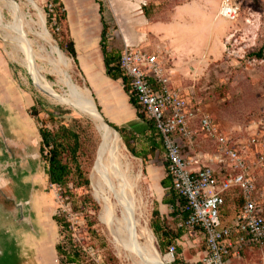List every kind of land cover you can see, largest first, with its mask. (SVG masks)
<instances>
[{
    "label": "rangeland",
    "instance_id": "obj_1",
    "mask_svg": "<svg viewBox=\"0 0 264 264\" xmlns=\"http://www.w3.org/2000/svg\"><path fill=\"white\" fill-rule=\"evenodd\" d=\"M14 1L18 2L23 20L28 21L30 17L35 19V10L26 0ZM30 1H35L39 6L44 15L45 27L53 43L68 58L67 72L69 71L71 80L83 90L88 91L94 103L102 108L101 111L106 118L110 116L113 122L118 123L124 118V124L137 128L141 123L133 114V108H130L127 113L123 107L128 103L122 89L116 87V84L108 87L111 90L110 95L115 100L111 102L113 105L98 97L100 96L99 89H95V92L91 94L78 73L76 63L64 49L67 39L61 28L62 22L59 20L60 30H55L51 26L52 20L47 13V0ZM95 1L102 5V15L106 22L105 29L111 32L110 42L115 43V50L119 52L122 40L119 38L121 34L117 27V15L113 11L112 0ZM144 1L149 3V0ZM155 1L157 8L152 14L153 20L165 19L173 6L185 2V0ZM84 2L91 6L94 4V0H84ZM203 2L206 33L210 27L219 28L218 25L222 22L225 23V28H222L225 33L219 40L206 37L205 54L197 59L200 60L199 65L192 66L184 72H170L169 69L174 67L171 57L164 50L158 52H162L160 58L165 59L164 66L167 76L174 79L173 85L193 89L194 97L200 100L201 109L222 126L232 141L242 146L248 170L254 178L259 203L264 207V148L251 142L252 138L259 141L264 139V0H230L236 9L232 20L222 17L220 11L222 0H203ZM5 3V0H0V62L8 66L19 90L7 87V93L11 97L10 101H0V145L4 142L6 148L11 149L8 152L14 161L10 174L11 180L5 185H0V264H58L54 246L60 239V231L52 215L58 212L63 213L72 222L74 230L83 224L82 215L70 209V204L61 198L58 187L48 184L44 164L38 154V127L50 111L56 113V118L62 123H70L74 117L80 119L82 123L84 134L81 161L89 178L87 192L98 205L96 227L101 235V242L104 244L103 246L98 244L95 251L98 253L104 250L110 251L116 257L115 264H148L118 245L113 234L111 235L107 226L100 220V202L95 195L91 179L93 163L102 144L97 122L89 114L51 99L45 91V84L38 79L32 69L22 63V58H30L31 49L40 53L35 56V63L40 73L57 92H66V87L59 81L54 64L48 60L54 58V55L51 56L47 50L40 52L39 47L42 42L31 32H28V38L32 45L30 48L27 47V37L21 33L19 27L17 28L11 11ZM62 11H64V6L59 5L61 20L65 15H62ZM132 14L138 15V10ZM210 17L211 19L216 17V19L211 21ZM11 25L14 26V30H11ZM24 28L27 31V25ZM31 28L37 30L34 24H31ZM2 34L8 35L2 36ZM151 42H154L156 47L160 43ZM20 46H22L21 51L18 49ZM45 47L48 49L47 45ZM182 64L184 63L178 62V65ZM170 81L168 79V84L172 86ZM30 99L32 104L28 106ZM32 107L35 110H32ZM56 107L64 112L58 114ZM113 108L116 111L120 109V114L110 113L109 110ZM98 111L102 115L100 110ZM104 116L102 115L103 118ZM45 125L51 127L52 123L47 121ZM118 135L124 157L122 165L128 166V178L134 184L136 198H140L142 221L148 225L153 235V244L160 256L164 258L165 249L159 248V239L151 228V222L162 221V224L171 229L174 234L177 233L178 227L169 216L173 215L172 208L160 202L161 196L166 192L158 180L161 171L153 165L155 161L148 162L147 159L143 161L132 155L121 135L119 133ZM197 139L201 142L196 148L210 146L214 149L207 139L201 136ZM152 168L154 170H151ZM239 207L240 191L233 188L225 194V205L222 212L228 217ZM154 211H157V214H154ZM198 236V232L195 235L186 232L184 241L177 245L180 253L178 264L190 263L198 258L199 252L203 249L201 244L197 245L201 241ZM259 255L258 250L252 252L250 258L253 264H259ZM99 257L101 256H97L96 259ZM99 264L103 263L99 261ZM165 264H172V262L166 259Z\"/></svg>",
    "mask_w": 264,
    "mask_h": 264
},
{
    "label": "built area",
    "instance_id": "obj_2",
    "mask_svg": "<svg viewBox=\"0 0 264 264\" xmlns=\"http://www.w3.org/2000/svg\"><path fill=\"white\" fill-rule=\"evenodd\" d=\"M225 5L228 8L222 17L232 20L236 9L230 0H222L220 7ZM46 8L51 26L60 30L52 4L48 2ZM160 54L123 42L118 66L127 79L129 93L136 99L138 112L153 121L160 136L165 171L170 177L166 190L172 189L184 200L179 210L186 215L178 218L176 225L185 232L200 233L204 241L198 258L186 264H232L247 249L260 251L259 264H264V207L259 203L242 146L232 141L208 113L189 108L184 91L168 84L165 59ZM199 136L214 146L204 163L186 159L182 153L185 147L197 144ZM251 142L264 148V139L252 138ZM211 163L227 169L226 173L218 176ZM233 188L240 191V207L224 222V195ZM180 241L176 239L166 246L169 262L174 261Z\"/></svg>",
    "mask_w": 264,
    "mask_h": 264
},
{
    "label": "crops",
    "instance_id": "obj_3",
    "mask_svg": "<svg viewBox=\"0 0 264 264\" xmlns=\"http://www.w3.org/2000/svg\"><path fill=\"white\" fill-rule=\"evenodd\" d=\"M111 2L113 11H115L117 15V27L121 34L119 38L122 40L121 45L125 42L129 46L141 47L150 52L161 50L166 51L174 64V67L169 69L170 72L173 71L179 73L184 72L185 70L188 71L187 69L192 66L197 67L200 61L197 59L203 57L205 54L206 37L219 40L223 33H225V30L222 29L225 28V23L223 22L219 23V28L214 29L213 27H210V30L208 29L206 33L203 0H185V2L173 6L171 11L167 13L165 19L156 20L151 18L157 8L155 0H149V3H146L144 0H112ZM57 4L64 6L65 16L63 20H61V28L66 39L73 43L77 60L76 68H78V73L82 78L84 85L88 88L91 94L93 91L95 92V89H99L100 96L98 97H101L107 103L115 101L110 95L111 90L108 87L116 84V87L122 89L129 105L124 104L123 107L127 113L130 108H133V114H135L137 120L142 125L140 124L137 128H132L127 126V124H124V118H122L119 123L113 122L110 119V116L107 118L104 116L101 107L100 112L107 121L126 131V136L130 138L129 142L131 146L138 154L146 155L148 162L155 161L153 165L161 171V175L158 179L160 183L166 175L165 166L163 164L162 144L161 146L159 145L160 148H157L152 154L149 152L151 149L149 140L152 133L148 128L147 122L138 117L136 108L129 102L128 94L123 89L121 79H112L105 72L103 55L100 48L103 24L99 12V3L97 4L94 0V4L91 6L84 2V0H57ZM142 6L144 7L143 9ZM137 10L138 15H133L132 12ZM214 19H216V17H212V19L210 17L211 21ZM111 39L112 34L108 29L105 33L104 39L106 48L112 52H117V50H115V43L110 42ZM151 41L160 42L158 45L159 47H156V44ZM179 61L184 64L181 66L178 65ZM168 79L171 80V87L181 88L184 91L189 108H198L202 110L200 100L194 97L193 89L173 85L174 79L169 77ZM7 87H11L13 90H19V86L14 83L12 73L8 66L0 62V101L3 100L2 102L10 101L11 97H9L7 93ZM31 104L32 100L30 99L28 106H31ZM111 104L113 105V103ZM109 111L110 113H116V115L120 114V109L116 111V109L113 108ZM214 122L222 131H224L222 126H220L215 120ZM199 142L201 141H198L192 148L185 147L182 153L186 159L196 158L200 163H204L209 154L214 152V149L210 146L198 149L196 147L199 146ZM8 151H11V149L8 150L5 143L2 142L0 145V185H5L7 181L11 180L10 174L12 166H14V161L11 159V154ZM190 166L195 167V164H190ZM211 166L215 169L218 176H223L227 171V169H224L216 163H211ZM151 170L154 169L152 168ZM161 187L166 192L161 196L160 202L162 205L170 208L169 204L162 202V197L166 196L168 193L166 190L167 187H163L162 185ZM235 213L236 212H233V214L228 217L223 214L222 220L224 222L229 221ZM161 218L163 217L161 216ZM179 230L181 231L180 236L174 238L171 243L179 238H181L179 243L184 241L186 232L183 231V229ZM187 233L193 234L192 231ZM198 234V238H200L201 241L200 243H197V245L201 244L204 248V241L200 233ZM202 251L203 249L200 252ZM254 251L255 250L249 249L245 250L241 253L240 257L232 260V264H253L251 260L252 258L250 257Z\"/></svg>",
    "mask_w": 264,
    "mask_h": 264
},
{
    "label": "trees",
    "instance_id": "obj_4",
    "mask_svg": "<svg viewBox=\"0 0 264 264\" xmlns=\"http://www.w3.org/2000/svg\"><path fill=\"white\" fill-rule=\"evenodd\" d=\"M48 2L52 4L55 18L61 21V13L59 12L57 0H47V3ZM143 8L142 6V9ZM102 10V5L99 3V12L103 24L100 48L103 55L105 72L112 79H121L123 89L128 94L129 102L136 108L138 117L147 122L148 128L152 133L149 140V144L151 145L149 152L152 154L157 148H160L159 145L161 146L160 136L153 121L148 119L143 113L138 112L136 99L129 93L127 79L121 73L118 66L119 52H112L106 48L104 42L106 29ZM64 14L65 11H62V15ZM49 17L51 19L50 13ZM64 49L67 54L72 57L74 62L77 63L72 41L67 39ZM96 107L100 110L97 104ZM57 109L58 114L64 112L62 109ZM32 110H35L34 107H32ZM47 121L52 123L51 127L45 125ZM108 123L121 135L123 142L131 154L146 161V155L138 154L131 146L129 142L130 138L126 136V131L109 121ZM82 132L83 127L80 119L74 117L71 119L70 123H62L56 118V113L54 114L51 111L47 112V118L38 127V154L44 164L47 182L49 185L57 186L61 198L70 204V209L73 212L76 214L80 213L83 218V224L74 230L72 222L63 213L58 212L52 215V219L58 225L60 231V239L56 242L54 248L58 264H99V261L103 264H115L116 257H114L110 251L104 250L102 253L95 251L99 245L103 246L104 244L101 242V235L96 227L98 205L87 192L89 178L81 161L83 156L84 134ZM163 164L165 166L164 160ZM169 183L170 177L166 174L160 181V184L163 187H167ZM167 192V195L162 197V202L169 204L170 208L173 210V215L170 216L177 222L178 218L186 215V213L179 210L184 200L172 189ZM224 205L225 201L221 208V216L223 215L222 209ZM154 214H157V211H154ZM151 228L159 239L160 249H165L174 238L179 237L181 234L179 228L177 233L174 234L171 229L162 224V221H157L156 223L151 222ZM99 255L101 257L96 259ZM178 255L179 251L176 249L172 264L179 263Z\"/></svg>",
    "mask_w": 264,
    "mask_h": 264
},
{
    "label": "bare ground",
    "instance_id": "obj_5",
    "mask_svg": "<svg viewBox=\"0 0 264 264\" xmlns=\"http://www.w3.org/2000/svg\"><path fill=\"white\" fill-rule=\"evenodd\" d=\"M26 1L35 10V19L30 17L28 21L23 20V14L17 4L18 2L5 0L17 28L19 27L21 33L27 37V47L30 48V45H32L28 38V32H31L42 42L39 51L47 50L51 56L54 55V58H49L48 60L54 64L59 81L66 87V92H57L50 82L47 81L46 77L40 73V69L35 63V56L40 55V53H36L31 49L30 58H22V63L32 69L38 79L45 84V91L51 99L87 113L97 122L102 144L101 150L93 163L91 179L95 195H97L100 202V220L107 226L111 235L113 234V238H115L118 245L129 254L138 256L148 264H165L166 259L168 260L169 257L164 256L162 258L160 256L153 244V235L148 225L142 221L140 198H136L134 184L128 178V166L122 165V158L124 157L120 149L117 131L102 122L96 110V104L88 91L83 90L71 80L68 74L69 71L67 72L69 60L59 47L53 43L45 27L44 15L41 9L35 1ZM227 8L228 6L226 5L220 7L221 15L225 14ZM31 24H34L35 27L37 26V30H32ZM25 25H27V31L24 28ZM11 27V30L15 29L13 25ZM6 35L2 34V36ZM45 45L48 46V49ZM18 49L21 51L22 46L18 47Z\"/></svg>",
    "mask_w": 264,
    "mask_h": 264
},
{
    "label": "water",
    "instance_id": "obj_6",
    "mask_svg": "<svg viewBox=\"0 0 264 264\" xmlns=\"http://www.w3.org/2000/svg\"><path fill=\"white\" fill-rule=\"evenodd\" d=\"M36 85V84H35ZM93 98V97H92ZM96 110H97V112L99 113V111H98V109H97V107H96ZM99 116L101 117V120H102V122L103 123H105L108 127H111L110 126V124L108 123V121H106L103 117H102V115L99 113ZM112 128V127H111ZM114 129V128H113ZM115 130V129H114ZM116 131V130H115Z\"/></svg>",
    "mask_w": 264,
    "mask_h": 264
}]
</instances>
